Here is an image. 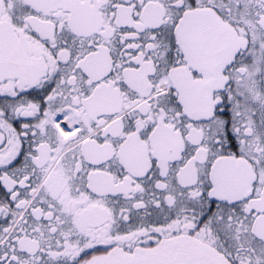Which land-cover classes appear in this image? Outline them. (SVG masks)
I'll use <instances>...</instances> for the list:
<instances>
[{"label": "snow or ice", "instance_id": "1", "mask_svg": "<svg viewBox=\"0 0 264 264\" xmlns=\"http://www.w3.org/2000/svg\"><path fill=\"white\" fill-rule=\"evenodd\" d=\"M0 264H264V0H0Z\"/></svg>", "mask_w": 264, "mask_h": 264}]
</instances>
